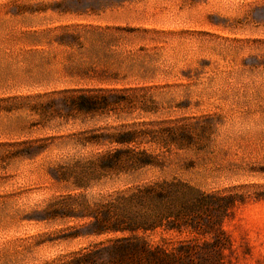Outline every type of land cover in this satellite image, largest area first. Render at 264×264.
Instances as JSON below:
<instances>
[{"label":"rangeland","instance_id":"obj_1","mask_svg":"<svg viewBox=\"0 0 264 264\" xmlns=\"http://www.w3.org/2000/svg\"><path fill=\"white\" fill-rule=\"evenodd\" d=\"M81 92L108 96L110 108L73 116L64 100ZM128 129L191 148L143 145L168 159L164 172L87 190L58 181L108 149L79 138ZM174 177L237 196L226 262L264 264V0H0V264H64L130 236L93 235L85 211L53 204L81 198L93 209ZM138 236L168 248L195 238Z\"/></svg>","mask_w":264,"mask_h":264},{"label":"trees","instance_id":"obj_2","mask_svg":"<svg viewBox=\"0 0 264 264\" xmlns=\"http://www.w3.org/2000/svg\"><path fill=\"white\" fill-rule=\"evenodd\" d=\"M65 103L74 115H95L108 108V96L83 93L65 98ZM179 128H171L177 131ZM147 131L128 129L113 134L83 137L77 143L83 147L97 146L108 149L91 159L77 161L72 168L64 169L59 182L74 180L77 190H87L93 183L108 177L136 176L147 169L164 172L168 159L143 149L145 144H157L169 152L189 150L188 145H179L174 135L163 139L153 135L147 139ZM155 134V131L152 132ZM193 139L191 135L188 137ZM81 198H68L53 205L68 210L85 211L81 218L89 219L87 226L92 234H129L107 242H101L79 253L64 264H227L226 251L232 250L224 230V223L233 215L238 205L237 196H221L202 191L191 183L176 177L147 183L121 192L107 202L90 208ZM71 201L72 205L68 203ZM68 203V205H66ZM80 208V209H79ZM159 229L181 232L189 230L195 238L172 244L152 246L138 233Z\"/></svg>","mask_w":264,"mask_h":264}]
</instances>
